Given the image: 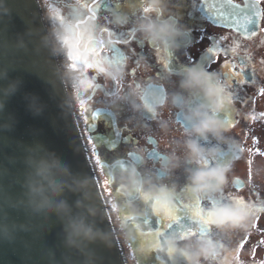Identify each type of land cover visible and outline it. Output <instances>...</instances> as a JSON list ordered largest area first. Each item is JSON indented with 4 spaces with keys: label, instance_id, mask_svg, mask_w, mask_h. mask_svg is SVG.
Returning <instances> with one entry per match:
<instances>
[{
    "label": "flooded vegetation",
    "instance_id": "af4514ba",
    "mask_svg": "<svg viewBox=\"0 0 264 264\" xmlns=\"http://www.w3.org/2000/svg\"><path fill=\"white\" fill-rule=\"evenodd\" d=\"M228 3L39 0L126 264H264V0Z\"/></svg>",
    "mask_w": 264,
    "mask_h": 264
},
{
    "label": "water",
    "instance_id": "95a60500",
    "mask_svg": "<svg viewBox=\"0 0 264 264\" xmlns=\"http://www.w3.org/2000/svg\"><path fill=\"white\" fill-rule=\"evenodd\" d=\"M38 0H0V264H126Z\"/></svg>",
    "mask_w": 264,
    "mask_h": 264
},
{
    "label": "snow or ice",
    "instance_id": "6c2138e0",
    "mask_svg": "<svg viewBox=\"0 0 264 264\" xmlns=\"http://www.w3.org/2000/svg\"><path fill=\"white\" fill-rule=\"evenodd\" d=\"M217 6L224 5L225 9L228 12V15L230 17L235 16L237 18L242 17L246 14L247 9L244 6H241L240 8H237L235 5H231L228 3V0H215ZM246 5L255 6V0H245ZM203 6L201 7V11L203 12ZM209 23H212L211 19H207ZM214 27H224L225 24H213ZM96 126V125H95Z\"/></svg>",
    "mask_w": 264,
    "mask_h": 264
},
{
    "label": "bare ground",
    "instance_id": "6f19581e",
    "mask_svg": "<svg viewBox=\"0 0 264 264\" xmlns=\"http://www.w3.org/2000/svg\"><path fill=\"white\" fill-rule=\"evenodd\" d=\"M104 203V202H103ZM106 214H107V217H108V213H107V211H106Z\"/></svg>",
    "mask_w": 264,
    "mask_h": 264
}]
</instances>
